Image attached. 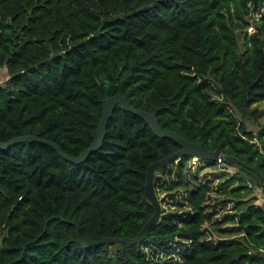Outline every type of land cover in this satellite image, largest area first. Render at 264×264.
Instances as JSON below:
<instances>
[{
    "label": "trees",
    "instance_id": "16d2710c",
    "mask_svg": "<svg viewBox=\"0 0 264 264\" xmlns=\"http://www.w3.org/2000/svg\"><path fill=\"white\" fill-rule=\"evenodd\" d=\"M261 3L0 0V142L30 135L75 157L93 140L102 99L119 94L162 130L244 164L213 174L216 201L230 203L219 218L207 180H184L183 156L153 172L152 189L158 206L157 188L182 190L185 210L159 206L135 244L82 246L136 236L153 213L145 169L178 145L118 105L79 163L39 141L14 143L0 149V264H151L177 247L179 264H264V206L249 195L258 185L264 198V119L251 131L236 117L264 115Z\"/></svg>",
    "mask_w": 264,
    "mask_h": 264
},
{
    "label": "water",
    "instance_id": "95a60500",
    "mask_svg": "<svg viewBox=\"0 0 264 264\" xmlns=\"http://www.w3.org/2000/svg\"><path fill=\"white\" fill-rule=\"evenodd\" d=\"M115 105H118L119 108L123 111L131 112L132 114L138 116L142 119V121L146 124L149 130L159 138H168L175 142L179 149L167 156H164L160 160L154 161L147 165L144 172V185H143V193L145 199L152 205L153 213L149 217V219L143 224L139 232L133 238H103L97 241H90L81 243L82 246H90V245H100V244H113V243H125V244H135L142 240L149 227L158 219L159 206L155 197V194L152 189V177L153 172H159L161 167L166 166L170 161H173L179 157H191L195 159L201 160H215L219 155L217 151L208 150L202 143H191L183 140L181 137L176 135L171 131L162 130L156 121L155 115L153 113L145 112L142 110L132 108L124 99L123 96L119 94L112 95L101 101V113L96 126L95 134L91 143L81 150L77 156H67L63 154L54 144L47 141H40L39 139L26 135L19 136L16 138L9 139L6 142H0V149L6 148L17 142H33L39 141L43 144L50 146L60 157L63 159L72 162L79 163L85 159V157L92 151L99 148L101 141L104 136L105 124L107 119L109 118L113 108ZM223 162L228 165H240L244 166V164L240 163L236 158L231 156H224ZM262 186L264 190V180L262 179Z\"/></svg>",
    "mask_w": 264,
    "mask_h": 264
},
{
    "label": "rangeland",
    "instance_id": "374dc122",
    "mask_svg": "<svg viewBox=\"0 0 264 264\" xmlns=\"http://www.w3.org/2000/svg\"><path fill=\"white\" fill-rule=\"evenodd\" d=\"M2 74V71H1ZM3 77H0V80H2ZM2 82V81H1ZM255 107L256 110H261L263 107L262 102H259L255 105H252L250 108ZM236 117L238 119L243 120L246 129L251 131L257 130V124L261 123L264 119V115L259 117L256 120L249 119L247 116V112L244 113H236ZM174 166L172 171L175 169L178 163L174 161ZM182 173L184 175V180L189 181V185L192 184V177L196 178L197 181L203 182L204 180H207L209 186L212 188L211 192H209V197L207 199V204L214 205V214L212 215V218H219L223 213L228 212L230 203L223 201V202H217L216 199L218 198V188H217V182L220 181L219 177H216V175H213L217 173L220 170V167L217 165H209L207 163L202 162L199 159L188 157L186 158L184 164L182 165ZM158 178V181L161 184V187H164L166 183H162V179L167 181L168 177L167 175L160 173L156 175ZM170 177L173 178L174 174H170ZM251 185V183L249 184ZM216 186V187H215ZM258 185H252L251 186V193L249 195L255 197L254 204H259L260 206H264V198L262 191L260 188L257 187ZM214 188V189H213ZM167 192L161 190L160 188L156 189V195L159 201L160 209L162 210L163 214L166 213H173L176 214L180 212L181 210H185L186 208L181 205V199H182V190L178 189V191H175V193H171L172 195H166ZM225 200L228 201L227 198ZM209 210L212 211V208H209ZM231 211V210H230ZM210 234V233H209ZM208 238L212 241H215L217 238V235L212 232L210 235H208ZM181 248L177 247L174 250L165 251V252H158L156 256H153L150 258L151 264H179L181 262Z\"/></svg>",
    "mask_w": 264,
    "mask_h": 264
},
{
    "label": "built area",
    "instance_id": "2783aa9c",
    "mask_svg": "<svg viewBox=\"0 0 264 264\" xmlns=\"http://www.w3.org/2000/svg\"><path fill=\"white\" fill-rule=\"evenodd\" d=\"M259 15L264 16V0H262L261 7L259 10ZM252 31H253L252 25L249 24L246 28V32L251 33ZM223 161H224L223 157L219 156V155L215 159L216 165H218L220 167L222 166L224 172H226L227 174H233L235 171L233 165H228V164L224 163ZM247 186H250V185L247 184Z\"/></svg>",
    "mask_w": 264,
    "mask_h": 264
},
{
    "label": "crops",
    "instance_id": "0c3cea01",
    "mask_svg": "<svg viewBox=\"0 0 264 264\" xmlns=\"http://www.w3.org/2000/svg\"><path fill=\"white\" fill-rule=\"evenodd\" d=\"M2 75V74H1ZM2 77H3V79L5 78V76L4 75H2ZM257 205H259V204H257Z\"/></svg>",
    "mask_w": 264,
    "mask_h": 264
}]
</instances>
